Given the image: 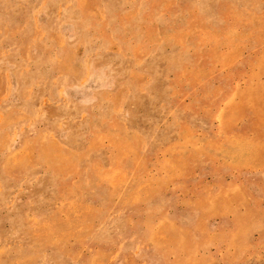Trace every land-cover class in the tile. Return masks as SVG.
Listing matches in <instances>:
<instances>
[{"label":"rangeland","instance_id":"rangeland-1","mask_svg":"<svg viewBox=\"0 0 264 264\" xmlns=\"http://www.w3.org/2000/svg\"><path fill=\"white\" fill-rule=\"evenodd\" d=\"M0 264H264V0H0Z\"/></svg>","mask_w":264,"mask_h":264}]
</instances>
